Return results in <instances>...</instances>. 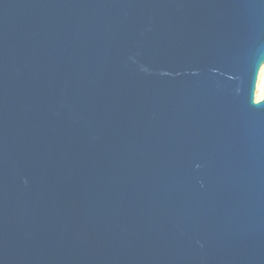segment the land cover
Returning a JSON list of instances; mask_svg holds the SVG:
<instances>
[{"label":"water","instance_id":"obj_1","mask_svg":"<svg viewBox=\"0 0 264 264\" xmlns=\"http://www.w3.org/2000/svg\"><path fill=\"white\" fill-rule=\"evenodd\" d=\"M264 0H0V264H264Z\"/></svg>","mask_w":264,"mask_h":264},{"label":"rangeland","instance_id":"obj_2","mask_svg":"<svg viewBox=\"0 0 264 264\" xmlns=\"http://www.w3.org/2000/svg\"><path fill=\"white\" fill-rule=\"evenodd\" d=\"M264 64L262 65V67L260 68V71L258 73V77H257V82H256V88H255V93H254V99L256 102H258L259 100L262 99V93H263V89H264V70H262ZM262 85L261 90L259 89V86Z\"/></svg>","mask_w":264,"mask_h":264},{"label":"bare ground","instance_id":"obj_3","mask_svg":"<svg viewBox=\"0 0 264 264\" xmlns=\"http://www.w3.org/2000/svg\"><path fill=\"white\" fill-rule=\"evenodd\" d=\"M262 70H264V66H263ZM263 82H264V81H263ZM263 82H262L261 86H259V89H260V90H261V88H262Z\"/></svg>","mask_w":264,"mask_h":264}]
</instances>
